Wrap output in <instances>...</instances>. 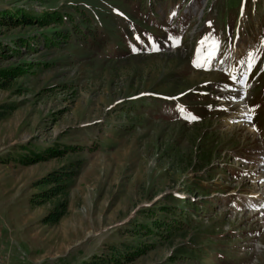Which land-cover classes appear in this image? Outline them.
I'll list each match as a JSON object with an SVG mask.
<instances>
[{"label":"rangeland","instance_id":"374dc122","mask_svg":"<svg viewBox=\"0 0 264 264\" xmlns=\"http://www.w3.org/2000/svg\"><path fill=\"white\" fill-rule=\"evenodd\" d=\"M240 1L0 0V16L19 9L36 19L12 27L0 17V69L17 68L0 89V105H12L0 121V264H82L94 256L109 264H264V216L254 218L241 198L264 190L254 177L237 178L234 167L253 170L260 165L249 164L260 158L256 150L264 155L259 136L248 133L250 122L241 120L245 98L238 110L248 132L207 113L199 120L173 114L181 107L131 106L139 96L198 92L206 82V93H215L224 74L196 66L192 47L200 35L211 33L222 50L252 48L247 59L258 60L264 0L241 1L233 45L226 27L238 23ZM59 14L61 23L51 20ZM167 26L184 39L152 55ZM261 61L258 74L264 52ZM50 148L63 156L18 161ZM77 162L65 216L42 224L55 201L31 204L41 191L37 182ZM121 246L141 251L120 257L114 251L122 254Z\"/></svg>","mask_w":264,"mask_h":264},{"label":"trees","instance_id":"16d2710c","mask_svg":"<svg viewBox=\"0 0 264 264\" xmlns=\"http://www.w3.org/2000/svg\"><path fill=\"white\" fill-rule=\"evenodd\" d=\"M0 17L1 19H5V18L8 19L9 20L8 22H10V25L12 27H17L21 25L31 26L36 21L34 17L30 16L29 14H26L23 11L21 12L19 9H16L14 13L2 12ZM51 20L56 21L55 23H57L58 21L62 22V16L60 14H59V17L53 16L51 17ZM66 36L67 34H65V37ZM16 70H17L16 67L0 69V89H5L10 86L11 82L16 78ZM151 100L152 101L148 103L147 105L158 104L159 105L158 108H162L165 105V103L157 101L156 99H151ZM139 103L140 104L138 106H141L143 101H140ZM11 108H12L11 104L10 105H7V104L0 105V121L7 116L9 111H11ZM192 111L197 112V110H194V109ZM63 154H64L63 151L56 150L53 148L47 149L44 152H37V153L29 151L28 154L19 156L18 161L22 165H29L32 163L46 161L51 158L60 157V156H63ZM207 157L209 159V156ZM79 166H80V162H77L66 168H62L59 171H54L52 173H49L37 182V188H40L41 191L33 195V197L31 198V204L36 205V206H41L46 202L55 201L53 209L42 219L41 221L42 224L55 225L60 221V219H62L65 216L66 208L68 206V202L66 198H67L69 189L73 185L74 178L77 176V173H78L77 169L79 168ZM169 200H173L177 202H184V200L175 199L173 196H171ZM168 209H169L168 207H163V208L159 207L158 210H163L164 213L168 214ZM194 221L195 220H193V222ZM168 224L174 225V223H168ZM179 227L180 226H175L168 230H171V231L172 229L178 230ZM184 228H186L187 230L190 229L188 225L181 227V229H184ZM152 229L153 228H151L150 231ZM154 231L155 230H152V232ZM182 231H183L182 238H184L186 231L184 230ZM121 247H122V254L117 250H115L114 252L118 254L120 257L122 255V257L124 258L128 256L132 257L131 255H134L135 253H139L141 251V248L137 247L132 252L127 253L126 247L124 246H121ZM123 252L126 254H124ZM183 254L184 253H182V255ZM111 258L114 259L113 257ZM109 262L110 261H104L102 258L94 256L90 261L83 262L82 264H109Z\"/></svg>","mask_w":264,"mask_h":264},{"label":"bare ground","instance_id":"6f19581e","mask_svg":"<svg viewBox=\"0 0 264 264\" xmlns=\"http://www.w3.org/2000/svg\"><path fill=\"white\" fill-rule=\"evenodd\" d=\"M236 74H237V73L235 72L234 75H236ZM241 78H242V77H241ZM241 78H240V79H241ZM240 79H237V80H240ZM248 116H249V115L247 114V112L245 111V108H244V106H243V107L241 108V120L244 121V122H247V121L250 122V120H251V117H250L251 114H250L249 118H248ZM229 120H230V118H227V119H226L227 122H229ZM238 124H242V123L240 122V120H239ZM250 126H251V124H250ZM247 131H248V130H247ZM252 132H253V131L248 132V133H252Z\"/></svg>","mask_w":264,"mask_h":264},{"label":"snow or ice","instance_id":"6c2138e0","mask_svg":"<svg viewBox=\"0 0 264 264\" xmlns=\"http://www.w3.org/2000/svg\"><path fill=\"white\" fill-rule=\"evenodd\" d=\"M262 46H264V41H262ZM194 118V117H193Z\"/></svg>","mask_w":264,"mask_h":264}]
</instances>
